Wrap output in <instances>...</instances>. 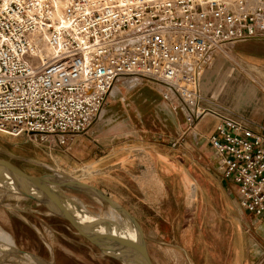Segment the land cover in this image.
Instances as JSON below:
<instances>
[{"label": "built area", "instance_id": "built-area-1", "mask_svg": "<svg viewBox=\"0 0 264 264\" xmlns=\"http://www.w3.org/2000/svg\"><path fill=\"white\" fill-rule=\"evenodd\" d=\"M249 0H0V134L51 149L99 119L119 80L150 81L207 138L239 206L264 214V128L199 89L203 66L264 30Z\"/></svg>", "mask_w": 264, "mask_h": 264}, {"label": "rangeland", "instance_id": "rangeland-1", "mask_svg": "<svg viewBox=\"0 0 264 264\" xmlns=\"http://www.w3.org/2000/svg\"><path fill=\"white\" fill-rule=\"evenodd\" d=\"M259 2L263 4L257 6L264 10V0ZM258 33L217 53L222 54L218 59L224 72H238L264 96V30ZM121 83L114 84L110 96ZM242 94L250 96L247 89ZM107 107L103 106L99 119L107 114L112 119L103 123L96 119L88 128L97 126L100 139L89 137L70 148L47 149L0 134V158L31 175L60 173L101 190L136 220L152 264H264L263 227L239 206L235 185L224 181L215 167L207 138L198 132L194 138L176 111L174 123L170 121V152L163 153L155 142L160 131L156 124L138 123L128 111L132 120L121 122L118 109L122 107L112 104L103 115ZM87 131L79 136H87ZM64 192L92 216L104 211L91 195L72 189ZM0 237L30 264H121L102 255L34 201L24 197L7 201L2 192Z\"/></svg>", "mask_w": 264, "mask_h": 264}, {"label": "crops", "instance_id": "crops-1", "mask_svg": "<svg viewBox=\"0 0 264 264\" xmlns=\"http://www.w3.org/2000/svg\"><path fill=\"white\" fill-rule=\"evenodd\" d=\"M218 55L222 54H213L210 61L205 64L201 72L202 74L199 78V89L201 93L229 106L233 111L251 121L252 124L260 125L264 128V96L258 90L254 89L253 86L248 85L244 78L240 77L238 72L234 73L233 70L232 72H224V67L219 64ZM232 73L234 74L232 75ZM124 83L125 82H122L121 85L116 87V92H113V94H111L112 96L109 94L107 97L104 106L109 107L104 110L105 112L103 115L107 114L108 111L111 110L110 107L112 104L116 103L118 106L122 107V109H118L121 122H128L133 119L141 124H152L153 127L154 124H156L158 130H160L157 137L159 141H155L158 142L156 145L161 147V152H170L168 147L170 144V121L174 123L176 112L170 108L169 102L161 98L150 81L145 80L133 88H129ZM246 89L250 93L249 97H244L242 94ZM216 90H218L217 93ZM228 97H230V100ZM133 108L137 110V115L134 114ZM127 111L132 116V119L128 117ZM178 116L183 120V123L186 126V122L181 112ZM112 117L113 116L107 114L105 119L99 120L103 123L111 120ZM215 124V118L211 116L204 117L197 122L195 130L200 136L202 135L204 138H208L212 134ZM147 128L148 127L145 126L142 127L144 130H147ZM204 128H206L205 131H203ZM86 135L87 136L85 137H75L64 147L70 148L75 145H80L89 137L93 140L100 139L101 137L97 126L88 129ZM164 149H166V151ZM210 152H213L212 148ZM100 160H103V158L95 159V162ZM214 164L215 167H217L216 159ZM224 181L228 183L227 180L224 179ZM226 182L224 187L229 194H232L231 190L226 185ZM252 217L253 220L261 223L260 225L264 230V214L261 216L252 215Z\"/></svg>", "mask_w": 264, "mask_h": 264}, {"label": "water", "instance_id": "water-1", "mask_svg": "<svg viewBox=\"0 0 264 264\" xmlns=\"http://www.w3.org/2000/svg\"><path fill=\"white\" fill-rule=\"evenodd\" d=\"M0 179L5 182V188L9 192L34 201L47 213L65 221L102 255L121 264H152L142 230L136 220L120 204L98 188L55 172L31 175L3 158H0ZM59 189L83 192L104 204H111L134 226L137 239L132 242L118 237L102 219L92 216L64 194L58 195Z\"/></svg>", "mask_w": 264, "mask_h": 264}, {"label": "bare ground", "instance_id": "bare-ground-1", "mask_svg": "<svg viewBox=\"0 0 264 264\" xmlns=\"http://www.w3.org/2000/svg\"><path fill=\"white\" fill-rule=\"evenodd\" d=\"M258 3L260 5L263 4L259 2V0H249L248 6L250 8H254L257 6ZM263 21H264V17H263ZM11 155L12 154H10V156ZM5 186H6L5 182L2 179H0V192H2V197L4 200H7V201L16 200L17 201L18 199L23 198L17 194L9 192L5 188ZM64 190L66 189H59V193L61 194L59 193L57 194L60 196H63L64 194L66 197L68 194L66 195ZM93 198L96 201L100 202L104 208V211H102L100 214L96 215L95 217L102 219L104 222H106L111 227V231L114 232L118 237L120 236L121 238H126L132 242L137 239V232L134 226L131 225L128 222V220H126L125 217L114 206H112L109 203L104 204L97 198L95 197ZM0 264H30V263L29 261H27L26 257L22 253H20L18 249H16L13 246V244H10V242L6 238L0 237Z\"/></svg>", "mask_w": 264, "mask_h": 264}, {"label": "flooded vegetation", "instance_id": "flooded-vegetation-1", "mask_svg": "<svg viewBox=\"0 0 264 264\" xmlns=\"http://www.w3.org/2000/svg\"><path fill=\"white\" fill-rule=\"evenodd\" d=\"M7 156V155H6ZM9 158V157H8Z\"/></svg>", "mask_w": 264, "mask_h": 264}]
</instances>
